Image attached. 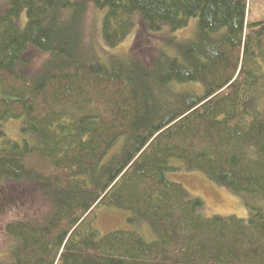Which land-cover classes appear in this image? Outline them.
Segmentation results:
<instances>
[{
  "label": "trees",
  "instance_id": "16d2710c",
  "mask_svg": "<svg viewBox=\"0 0 264 264\" xmlns=\"http://www.w3.org/2000/svg\"><path fill=\"white\" fill-rule=\"evenodd\" d=\"M7 5L0 187L8 191L0 200L26 186L40 195L27 196L28 205L41 199L49 211L9 218L13 248L0 264H264V21H249V0ZM90 6L105 11L110 48L138 25L172 34L197 25L190 39H171L148 59L133 51L88 61L73 45ZM30 46L49 56L36 78L18 68ZM12 120L22 123V142L7 137ZM182 170L252 198L247 217H204L201 200L170 179ZM104 211L125 212L131 230L102 231Z\"/></svg>",
  "mask_w": 264,
  "mask_h": 264
},
{
  "label": "rangeland",
  "instance_id": "374dc122",
  "mask_svg": "<svg viewBox=\"0 0 264 264\" xmlns=\"http://www.w3.org/2000/svg\"><path fill=\"white\" fill-rule=\"evenodd\" d=\"M73 4H79L84 0H70ZM8 0H0V15L7 9ZM67 14H71L70 10L66 11ZM105 11L98 12L92 6H90L85 22V36L82 42L74 44L73 47L79 55H82L88 61L102 60L103 63L108 64L110 55L126 57L138 52V55L133 54L135 59H148L150 54H154L158 48H165L169 45V41L174 39V42L185 41L191 38L195 32L194 25H197L196 21H192V25L186 30L171 33L170 29L165 28L162 32H149L146 29L141 30V26L138 25L129 37L119 46L110 48L104 41L101 35V19L103 18ZM248 19L250 22L264 21V0H249ZM26 22V14H23L21 19V25L24 26ZM141 30V32H140ZM85 40V44H84ZM146 46V47H143ZM170 51V48H168ZM140 52V53H139ZM171 52V51H170ZM141 57V58H140ZM27 62H20L18 68L20 71L26 74L29 78H36L41 75L46 66L47 58L49 56L46 52L37 50L30 46L25 54ZM260 110L264 112V100L260 104ZM22 123L20 120H12L6 125V134L9 140L16 142H22L23 135L20 131ZM170 179L173 182L183 185L188 195L192 198H199L202 202V215L206 218L221 217L226 218L230 216H236L238 218H246L248 214V208L245 207V202L250 201L252 198L239 197L228 189L214 183L206 176L199 172L180 171L178 173L170 174ZM0 195L3 192H7L8 189L3 190V186L0 187ZM20 191V192H18ZM18 191H14L15 194H8L4 200H0V261L1 263L7 261L11 257L12 241H10L4 234V229L7 221L11 216L17 219L26 221L41 219L48 213V209L43 204L42 200L39 206L33 205L32 202L27 200V196L40 195L37 191L24 186H20ZM1 197V196H0ZM25 201L29 207L26 208ZM44 201V200H43ZM99 227L104 232H109L115 229L131 230L132 226L127 223V214L122 211L101 212L99 213ZM7 263V262H6Z\"/></svg>",
  "mask_w": 264,
  "mask_h": 264
}]
</instances>
